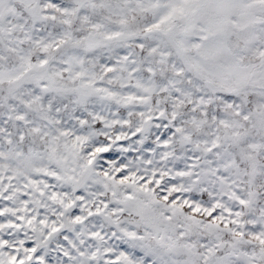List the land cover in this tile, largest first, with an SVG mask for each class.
Wrapping results in <instances>:
<instances>
[{"label":"snow or ice","instance_id":"1","mask_svg":"<svg viewBox=\"0 0 264 264\" xmlns=\"http://www.w3.org/2000/svg\"><path fill=\"white\" fill-rule=\"evenodd\" d=\"M0 264H264V0H0Z\"/></svg>","mask_w":264,"mask_h":264}]
</instances>
